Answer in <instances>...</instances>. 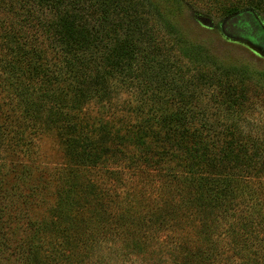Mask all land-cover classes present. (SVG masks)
<instances>
[{"label":"trees","instance_id":"obj_1","mask_svg":"<svg viewBox=\"0 0 264 264\" xmlns=\"http://www.w3.org/2000/svg\"><path fill=\"white\" fill-rule=\"evenodd\" d=\"M141 6L113 22V0H0V264H264V138L243 118L261 88L251 73L188 48L208 71L187 77L165 55L141 116L128 104L117 119L89 116L158 53ZM243 9L260 11L226 17ZM28 129L60 131L69 165L54 190L6 169ZM130 172L141 187H127Z\"/></svg>","mask_w":264,"mask_h":264},{"label":"rangeland","instance_id":"obj_2","mask_svg":"<svg viewBox=\"0 0 264 264\" xmlns=\"http://www.w3.org/2000/svg\"><path fill=\"white\" fill-rule=\"evenodd\" d=\"M142 5V14L151 28L155 41L158 46V53L153 58V62H147L144 65L142 58L141 63H134L135 67L131 73V80L128 85L124 86L120 82L115 83L117 90L113 92V100L104 111L94 102L89 108V116H103L110 119H117L123 113V107L128 104L127 113L131 118L141 116L143 105L151 100L155 103L157 99H153V93H156L153 87L149 86V82L155 85L158 80L157 65L163 63L165 55L168 56L169 64L176 63V67H184L187 77L197 74V71H208V66L192 65L188 58H184L182 51L188 48H194L196 52L207 54L208 61H213L212 66H222L227 68L246 69L255 80H258V96L252 95L250 99L252 103L251 112L243 115L246 122L245 132L255 137L264 138V56L258 55L250 48L242 43H237L226 39L221 31V22L226 14L234 9L245 7L249 4H255L259 7L258 15L264 22V1L260 0H137ZM136 0H113V22L120 21L117 13L121 7L134 4ZM208 18L212 21L213 27H208L201 22V19ZM97 16L92 19L96 21ZM151 33V34H152ZM178 59V60H177ZM210 66V68H212ZM154 73L149 80L148 71ZM153 80V81H152ZM154 83V84H153ZM155 87V86H154ZM160 88V97L158 102L162 104L167 100L169 90L164 87ZM207 88H202L201 105L210 106L209 93ZM154 90V91H153ZM167 96V97H166ZM166 97V98H164ZM164 99V101H163ZM166 99V100H165ZM145 103V104H144ZM166 107V104L163 105ZM5 116L8 120L22 121L19 113H9L4 106ZM165 111L163 109V114ZM166 113V112H165ZM213 110L210 107L209 121H215L213 118ZM3 115V113H2ZM146 114L144 113V116ZM28 143L18 149L16 156L9 159V165L6 169L17 168L19 172L31 170L32 177H25L27 183L36 185L40 181H45L51 190H54L58 178L61 173L69 165V160L64 150V144L61 140L59 130L50 129L45 132L34 131L28 129L26 131ZM125 179L129 182V188L141 187L142 176L130 172L126 174ZM25 181V180H24ZM171 262L172 258L167 254L164 255ZM150 264V262H146ZM236 264L241 261L235 260Z\"/></svg>","mask_w":264,"mask_h":264},{"label":"water","instance_id":"obj_3","mask_svg":"<svg viewBox=\"0 0 264 264\" xmlns=\"http://www.w3.org/2000/svg\"><path fill=\"white\" fill-rule=\"evenodd\" d=\"M201 22L213 27L210 19ZM223 36L233 42L242 43L258 55L264 56V22L253 9H243L225 17L221 22Z\"/></svg>","mask_w":264,"mask_h":264}]
</instances>
